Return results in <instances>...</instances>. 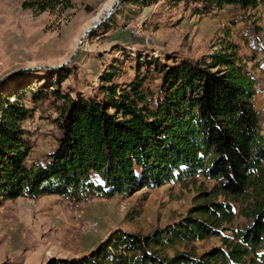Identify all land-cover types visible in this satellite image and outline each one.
I'll use <instances>...</instances> for the list:
<instances>
[{
	"label": "trees",
	"instance_id": "trees-1",
	"mask_svg": "<svg viewBox=\"0 0 264 264\" xmlns=\"http://www.w3.org/2000/svg\"><path fill=\"white\" fill-rule=\"evenodd\" d=\"M158 1L137 0L141 6ZM200 2L209 11L223 5L254 8L264 0ZM70 4L21 5L37 14ZM147 63L159 74L158 97L140 67L120 85L113 64L99 75L100 96L62 91L65 78L0 94V203L43 194L111 197L200 175L214 183L181 219L147 234L117 229L87 254L45 264H264V136L253 104L256 78L229 43L209 60ZM27 93L32 108L24 102ZM50 94L58 101L56 143L28 164L31 145L23 123ZM236 209L248 223L234 230L227 225ZM212 236L221 244L200 254L190 245Z\"/></svg>",
	"mask_w": 264,
	"mask_h": 264
},
{
	"label": "rangeland",
	"instance_id": "rangeland-1",
	"mask_svg": "<svg viewBox=\"0 0 264 264\" xmlns=\"http://www.w3.org/2000/svg\"><path fill=\"white\" fill-rule=\"evenodd\" d=\"M23 1L0 0V94L65 78L62 91L100 96L99 75L113 64L119 72L114 81L120 85L130 82L140 67L145 85L158 97L160 78L149 60H209L229 43L256 78L253 104L264 136V2L254 8L223 5L204 11L200 0L177 5L159 0L147 6L123 0L104 24L84 37L74 60L57 67L115 0H71L65 10L37 14L22 8ZM24 102L34 106L29 93ZM55 102L51 94L39 101L23 123L31 145L28 164L40 161L56 143ZM213 183L197 175L111 197L6 199L0 203V264L78 257L117 229L150 233L185 216L199 192ZM247 223L236 209L227 226L236 230ZM220 244V237L212 236L190 245L200 254Z\"/></svg>",
	"mask_w": 264,
	"mask_h": 264
},
{
	"label": "water",
	"instance_id": "water-1",
	"mask_svg": "<svg viewBox=\"0 0 264 264\" xmlns=\"http://www.w3.org/2000/svg\"><path fill=\"white\" fill-rule=\"evenodd\" d=\"M123 0H115L114 3L112 4V6L109 8V10L102 16V18L97 21L96 23H94L92 26H90L89 28L86 29V31H84L81 35V37L78 40V43L76 44V47L74 48V50L72 51L71 55L69 56V58L65 61H63L62 63L58 64L57 67L62 66V65H68L71 61L74 60L75 55L78 52V49L80 48L81 44L84 41V36H89L95 29H97L99 26H101L102 24H104L108 18H110L112 16V14L114 13L116 7L122 2Z\"/></svg>",
	"mask_w": 264,
	"mask_h": 264
},
{
	"label": "bare ground",
	"instance_id": "bare-ground-1",
	"mask_svg": "<svg viewBox=\"0 0 264 264\" xmlns=\"http://www.w3.org/2000/svg\"><path fill=\"white\" fill-rule=\"evenodd\" d=\"M107 11V10H106ZM85 37V36H84ZM84 39V38H83Z\"/></svg>",
	"mask_w": 264,
	"mask_h": 264
}]
</instances>
